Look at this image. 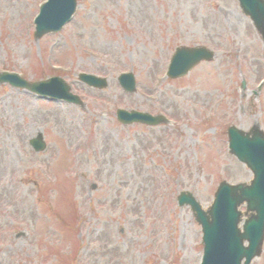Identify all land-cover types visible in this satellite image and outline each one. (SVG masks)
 I'll use <instances>...</instances> for the list:
<instances>
[{"label": "rangeland", "instance_id": "obj_1", "mask_svg": "<svg viewBox=\"0 0 264 264\" xmlns=\"http://www.w3.org/2000/svg\"><path fill=\"white\" fill-rule=\"evenodd\" d=\"M43 1L0 0V72L61 76L86 106L0 86V264H199L201 228L177 196L208 207L222 180L250 181L226 130L264 129V90L253 92L263 41L236 0H78L63 31L36 41ZM202 44L213 62L164 77L175 47ZM122 72L136 93L118 84ZM118 108L172 123L122 125ZM40 132L47 149L37 153L29 140ZM252 264H264V248Z\"/></svg>", "mask_w": 264, "mask_h": 264}, {"label": "water", "instance_id": "obj_2", "mask_svg": "<svg viewBox=\"0 0 264 264\" xmlns=\"http://www.w3.org/2000/svg\"><path fill=\"white\" fill-rule=\"evenodd\" d=\"M246 7V10L251 13L256 19L261 16L262 18L258 21L261 24V30L264 32V14L258 7L255 0H242ZM76 3L74 0H50L44 4L41 8V13L37 21V32L34 34L38 39L42 34L50 31H58L67 22L72 12L75 10ZM213 56L207 51L200 48L197 49H178L177 54L172 61L170 71L174 73L172 76L184 75L194 65L199 63L203 59L212 60ZM188 58V64L176 74V66L181 64V61ZM181 60V61H180ZM175 71V72H173ZM89 82L97 79L94 77L84 78ZM7 80H13L16 86L26 87L33 91L43 93L53 98L66 99L68 101L81 103L79 98L70 93V87L60 78H53L48 81L39 83H28L20 79L16 75L2 74L0 76V83ZM128 85V77L124 79ZM98 86L102 87L106 85L105 81H98ZM129 88V87H127ZM119 119L124 123H130L134 121L145 122L148 124L160 123L163 120L157 117H150L148 115H142L139 113H127L126 111H119ZM231 135V149L233 153L238 155L243 161L247 162L253 169L255 178L250 185L238 184V185H227L222 184L217 195L215 204L210 212L213 221L208 224L206 231L205 241L207 243V256L206 260L208 263L216 262L218 255H221L219 264H240L242 258H248L246 264H248L250 258L253 256V247L258 246V235H252L251 247L245 249L242 247V239L238 236L237 223L240 218V213L237 211L239 204L244 201L250 203V207L255 209L258 213L255 223L262 226L264 220V135L257 128H253L249 136H243L242 131H236V129L230 130ZM242 133V134H241ZM39 141L42 140V135L38 137ZM37 141V140H36ZM39 141L32 142L36 150L43 147L39 144ZM263 152V154L261 153ZM254 153L258 154L257 156ZM184 201H190L183 198ZM193 207L197 210L198 215L201 214L200 207L195 201L190 202ZM206 219V217L204 218ZM247 229V225H245ZM259 247L254 254H258Z\"/></svg>", "mask_w": 264, "mask_h": 264}]
</instances>
